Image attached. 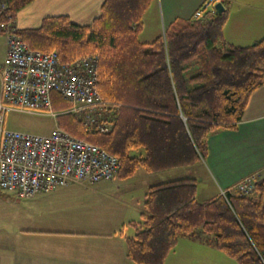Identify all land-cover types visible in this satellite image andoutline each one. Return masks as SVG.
I'll use <instances>...</instances> for the list:
<instances>
[{
  "label": "trees",
  "instance_id": "obj_1",
  "mask_svg": "<svg viewBox=\"0 0 264 264\" xmlns=\"http://www.w3.org/2000/svg\"><path fill=\"white\" fill-rule=\"evenodd\" d=\"M1 22H14L35 0H2ZM224 13L205 10L146 43L143 16L153 0H105L89 25L67 16L48 17L39 28L17 30L32 50L55 52L62 63L97 55L98 88L109 104L112 129H84L71 114L57 124L77 138L118 157L122 179L184 168L207 154L208 139L242 121L251 96L264 86V37L250 46L228 43ZM201 8V7H200ZM61 113L70 105L52 94ZM198 183L184 178L152 186L145 195L142 221L126 238L134 264H165L180 237L207 241L239 264H264V176L251 194L228 192L204 202Z\"/></svg>",
  "mask_w": 264,
  "mask_h": 264
},
{
  "label": "crops",
  "instance_id": "obj_2",
  "mask_svg": "<svg viewBox=\"0 0 264 264\" xmlns=\"http://www.w3.org/2000/svg\"><path fill=\"white\" fill-rule=\"evenodd\" d=\"M206 1L153 0L143 16L140 40L149 43L163 36L165 31L177 29L180 23L192 18ZM104 2L105 0H35L18 13L15 25L19 30L36 29L45 18L57 16H67L77 25H89L100 16ZM223 36L228 43L240 47L250 46L262 39L264 0H234L229 7ZM6 58L5 44L0 70L5 65ZM53 118L57 121V116ZM195 165L201 166L215 184H212L214 191H211L212 195L207 200L218 196L222 190L235 194L236 185L247 176L256 174L264 176V86L251 96L243 119L236 129H222L210 135L207 154ZM186 168L156 173L139 170L129 179H122L116 175L111 181L105 180L95 184L96 187L91 189L96 193L105 187H115L112 194H116V191L122 192L126 186L132 184L140 185L138 204L134 208L133 202L136 201V197L130 196L132 204L129 205L128 212L116 210L119 213L112 214L109 222L104 224L110 226L111 230L104 233L65 231L51 228L50 223L38 224V220L45 216L52 218L47 213L61 212V203L68 201L67 195L73 193V190L88 189L89 186L95 185L88 186L87 183L76 182L28 199L32 205L27 208L30 214L36 212L37 215L42 214V218L28 221L27 226H24V223L18 224V228L10 233L0 232V245L4 238H11L17 242L9 246H0V264H131L132 261L126 251V238L135 235L136 231L129 229L134 226L132 223L142 221L141 215L148 189L158 184L189 178L186 176L187 171H183ZM2 192L1 200L19 206L22 199H18L14 194ZM19 238L26 241V244H20ZM8 254L11 260L6 259ZM165 264H238V262L207 241L180 237Z\"/></svg>",
  "mask_w": 264,
  "mask_h": 264
},
{
  "label": "built area",
  "instance_id": "obj_3",
  "mask_svg": "<svg viewBox=\"0 0 264 264\" xmlns=\"http://www.w3.org/2000/svg\"><path fill=\"white\" fill-rule=\"evenodd\" d=\"M222 0H207L195 17L214 10ZM5 3L0 0V13ZM14 22H1L6 36L7 58L0 70V190L28 200L41 193L80 182L95 185L112 180L120 170L117 156L104 148L73 136L56 126L47 135L8 130L6 113L71 114L87 131L105 134L112 129L109 104L102 98L99 59L89 55L62 63L55 52L35 51L17 34ZM69 103L68 110L56 113L52 94ZM263 175H250L236 185V193L249 195ZM229 191L220 194L228 199Z\"/></svg>",
  "mask_w": 264,
  "mask_h": 264
},
{
  "label": "rangeland",
  "instance_id": "obj_4",
  "mask_svg": "<svg viewBox=\"0 0 264 264\" xmlns=\"http://www.w3.org/2000/svg\"><path fill=\"white\" fill-rule=\"evenodd\" d=\"M5 44L6 36L3 33H0V63L3 62L2 55ZM56 125L57 121L48 114L27 113L21 111H9L6 113L5 126L11 131L26 134L47 135L52 132ZM183 171H187L188 175L186 176L189 178L197 180L199 188L198 200L200 202L207 200V198L212 195L211 191H214L212 186L214 182L208 178L203 168L199 165H194L187 167ZM93 187H96V185L89 186L88 189L79 188L77 190H73V193L67 195L66 200L68 201L61 203V212L56 214L47 213L50 217H52L51 219L46 216L43 219H39L42 218V214L37 215L36 212L34 214H30V210L27 208H30L32 205L27 200H21L19 202V206H15L0 199V232L4 231L10 233L18 228V224L20 225L24 223V226H27L28 221H35L36 219H39V225L42 222H44L45 225L50 223L51 228L74 232L80 231L91 234H98L101 232L104 233L111 230L110 226L108 227L104 224L109 222L112 214L119 213L116 210L128 212L130 209L129 205L132 204L130 196L132 198L136 197V201L133 202L134 208L138 204V189L140 191L139 183L126 186L124 191H116V194H112L116 189L113 186L108 188L105 187L102 190L106 191L101 190L97 193L91 189ZM135 191L137 192L135 193ZM2 193L3 192L0 190V195H2ZM129 229L131 231L132 229L136 230L135 226L129 227ZM11 243L17 242H14L11 238H4L2 245L9 246ZM19 243L26 244V241L19 238ZM6 259H12H10V254L7 255ZM131 264L133 263L131 262Z\"/></svg>",
  "mask_w": 264,
  "mask_h": 264
},
{
  "label": "water",
  "instance_id": "obj_5",
  "mask_svg": "<svg viewBox=\"0 0 264 264\" xmlns=\"http://www.w3.org/2000/svg\"><path fill=\"white\" fill-rule=\"evenodd\" d=\"M216 14L221 15L226 10L222 3H217L214 7Z\"/></svg>",
  "mask_w": 264,
  "mask_h": 264
}]
</instances>
